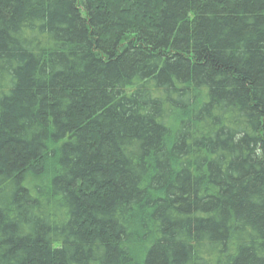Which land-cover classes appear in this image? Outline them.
Segmentation results:
<instances>
[{"label": "trees", "instance_id": "obj_1", "mask_svg": "<svg viewBox=\"0 0 264 264\" xmlns=\"http://www.w3.org/2000/svg\"><path fill=\"white\" fill-rule=\"evenodd\" d=\"M0 264H264V0H0Z\"/></svg>", "mask_w": 264, "mask_h": 264}]
</instances>
